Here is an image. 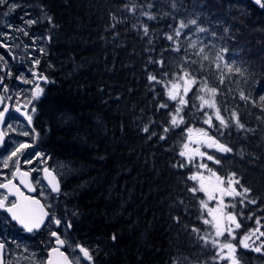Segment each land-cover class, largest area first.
I'll return each instance as SVG.
<instances>
[{
	"label": "trees",
	"instance_id": "obj_1",
	"mask_svg": "<svg viewBox=\"0 0 264 264\" xmlns=\"http://www.w3.org/2000/svg\"><path fill=\"white\" fill-rule=\"evenodd\" d=\"M20 1L33 19L42 20L31 31L51 37L45 39V52L36 65L35 71L48 82L42 83L33 126L39 146L51 159L70 166L56 214L72 223L68 234L75 243L98 249L94 264H212L215 250L211 245L203 249V241L192 232L198 227L204 234L206 226L198 219L203 194L194 198L187 191L193 169L179 156L187 129L201 122L202 115L190 100L183 112L185 122L165 133L176 103L167 99L163 82L148 81L150 74L166 81L162 73L177 70L183 53L169 50L174 46L164 37L172 31L168 26L178 25L181 18H197L201 27L217 33L213 38L186 29L189 39L226 46L229 60L247 70L245 77L234 76L236 82L221 86L217 100L226 120L231 121L235 110L255 133L237 132L234 126L222 129L223 136L215 127L208 130L233 149L216 154L221 164L213 170L222 177L236 173L257 200L246 206L237 202L232 208L242 223L233 241L237 259L240 264H264V252L239 245L251 230L259 227L264 232V114L259 102L264 96V7L248 0H175L173 8V0H151L154 7L149 9L148 0H135L156 15L150 21L140 15L141 9L124 10L130 0ZM5 10L0 7L2 15ZM141 25L148 26L147 36ZM181 43L186 48L188 40ZM150 60H162L163 68ZM204 75L218 85V73L206 70ZM241 90L257 101L256 107L239 99ZM165 102L169 107L160 108ZM213 124L219 127L215 119ZM145 125L148 132L143 131ZM161 135L166 138L161 140ZM181 161L187 166H176ZM252 241L259 245L264 236H253L250 245Z\"/></svg>",
	"mask_w": 264,
	"mask_h": 264
},
{
	"label": "snow or ice",
	"instance_id": "obj_2",
	"mask_svg": "<svg viewBox=\"0 0 264 264\" xmlns=\"http://www.w3.org/2000/svg\"><path fill=\"white\" fill-rule=\"evenodd\" d=\"M255 3L264 7V0H255ZM0 6H7L9 11H14L16 8L20 7L19 4H9L8 0H0ZM124 10L130 13H136L138 9H141L140 15L147 17L148 20L157 19L156 15L149 11H144L143 5L135 3V0H130V3H126ZM154 4L151 0H148L147 8H153ZM172 7L176 8V2L173 0ZM5 16L8 13H4ZM28 15V13H25ZM50 25L55 27L52 17H45ZM23 19V18H22ZM113 20H116L115 15L112 16ZM175 19V17H174ZM40 19H27L24 23L31 28L33 25L41 23ZM9 28H12V25H8ZM115 27V25H113ZM136 27V25H133ZM143 27V33L145 36L149 33V28L147 25H141ZM172 31L165 34V39L171 42L169 50L176 53H183L180 57V63L177 66V70L174 72H163L162 76L167 78L166 81L158 78L157 75H148V81L151 83H164V87L167 90V99L169 101H174L177 103L174 112H170V126L164 127V132L167 133L171 129L179 128L183 124L184 116L181 115L184 112L185 108L189 106L190 100L192 101V107L197 111L201 112L204 117L203 123L208 126L209 129L216 128V131L220 136L225 135L223 130H230L233 126L237 132H249L255 133V129L247 127L240 119V114L233 110L231 112V121L226 120L221 114L222 110L218 106V95L223 94V87L227 86L229 82L233 81L234 76L245 77L246 69H242L241 66L237 65L234 60H229L227 54L229 49L226 46L217 47L215 44H212L211 41L203 42L198 40L189 39L188 35L185 34V30H188V33L195 35L196 33H205L210 35L213 38L217 37V33L209 29L201 27L198 23L197 18L183 19L179 20L178 25L172 24L168 26ZM16 31L23 33L24 36H28L29 32L24 28L20 27ZM225 32H228V29H225ZM7 35L5 33H0V36ZM44 39L50 40L51 37H36L33 39L32 46L37 45V41H42ZM181 39H187L188 44L185 48L181 43ZM199 44V47H198ZM25 47H29L25 45ZM41 53L45 52L44 47H39L38 49ZM192 56L198 57V59H192ZM4 57L0 56V61H3ZM40 63L39 59H34L33 64L38 65ZM150 63H160L161 68H163L164 62L150 60ZM198 65V67H197ZM208 65L213 67L208 68ZM6 66V62H5ZM218 73V85L212 84L209 81V77L204 75L205 71ZM0 71H3V68L0 67ZM7 76H11V72L6 73ZM4 76H0V91L3 93H8L9 88L4 84ZM17 79L22 80L25 84H33L31 89V99H28L26 104L23 106L25 111H21V107H16L15 111L21 113L25 116L28 121V125H32L33 117L29 114L27 110L28 104H31L33 100L38 99L43 93L44 89L37 83V80H43L45 83L48 82L47 77L43 75H38L33 72V79L29 80L24 77H17ZM196 88V91L193 89ZM233 89L229 88L228 92L231 93ZM189 93H192V96L189 97ZM7 99H12L11 96H8ZM239 99L245 101L246 103H251L253 107H256L257 101L251 99L250 96L246 95L243 90L239 93ZM5 100V95H0V104H3ZM198 100L200 103L197 105L194 101ZM261 105L260 111L264 114V96L259 98ZM169 105L165 103L160 104V108H168ZM205 109L214 110L212 114ZM10 109L7 104L4 105L3 110H0V124H3L7 118V114ZM36 108L33 106L30 109V112L34 113ZM227 111V108L224 109ZM213 115L215 120L219 122V127L213 124ZM261 117H257L260 119ZM9 129H12V125H8ZM223 129V130H222ZM144 132H148L149 128L147 125L143 128ZM188 133L192 132L191 128L187 129ZM203 137L206 138L207 147L215 148L218 152L222 154L231 153L233 149L227 144L220 142L217 138L212 135H209V132L204 129H198ZM231 135V131L227 133ZM7 133L0 132V147L5 145V136ZM20 135L25 137H32V142L22 141L17 143L14 149L4 157L2 163L3 168H12V177H19V183L23 185L28 192H35L36 189L33 187V182L29 179L30 173L27 171H21L19 165L21 163L19 157L25 155L29 149L34 147L35 138L38 133L33 129L32 133L28 131H23ZM155 135V133H153ZM166 137L164 135L160 136L161 140H164ZM188 140L192 143L199 145L204 141H192L191 135H189ZM44 154L41 152H36L32 159H26L24 162L31 164L33 159H38ZM180 157L186 158L188 164H193L194 157L199 156L201 158L206 156L208 161L219 165L221 160L215 158L213 155L206 154L202 152L199 146L190 148L189 143L183 144V150L179 152ZM46 162V161H42ZM180 168H184L187 165L181 161L178 165ZM197 167V171L190 174L187 179L194 182L187 191L192 194L195 198L198 192L203 193L207 199L199 200V209H200V219L205 227L203 230L204 234H201L202 230L198 227H193L192 232L197 234V240L203 241L202 248L208 249V246L211 245V249L215 250V255L211 257L212 264H220V261H229L230 264H237L235 253L237 251V245L233 241L237 240V230L242 228V223L238 220V214L233 211H228L229 208H235L236 203L246 206L247 204H256L257 200L252 198L251 189L245 187L241 184L240 179L237 178L236 173H231L227 178L222 177L217 174L212 168L208 166L207 163L200 162ZM35 170V169H33ZM205 170L210 173L209 177L204 175ZM44 173V179L47 180L50 187L51 193L59 195L61 192L59 182L56 176L53 174L49 168L45 167L42 169ZM214 178V179H213ZM207 181V183H206ZM39 183V180L36 181ZM239 186V190H237ZM0 213L6 214L2 223L5 225L8 224L9 220L14 222L13 226H18L23 232L32 234L34 232H39L43 227H47L46 221L54 223L57 228L64 226L66 231L72 228V223L69 221L66 224L64 223L61 217L55 215L51 209L53 205L49 203L45 205L41 203L39 199L34 196L25 195L21 191L20 187L13 182V179L6 178L3 182H0ZM14 197V199H10ZM224 197L232 198L231 201L225 202ZM236 198H240L238 201ZM216 201L214 207L209 206V202ZM183 203V201H181ZM205 212L207 216H205ZM77 213H73L76 215ZM242 216V213L240 214ZM210 217V218H209ZM251 217H249L250 219ZM177 222L179 217L176 218ZM257 225L260 224V220H256ZM214 233V235H211ZM259 233L257 236L256 234ZM255 236L256 240H259L261 236H264V232L260 231V228L257 227L249 234H245L239 239V245L245 249L252 248L253 251L261 253L264 252V241H261L259 245L255 244V241H252L250 245L249 241L252 240V237ZM50 237L54 240V247H51L47 250V258L45 260L39 259L34 251H31L26 245L18 243L15 239H12L11 243L15 244L16 251H12L9 243L4 240H0V264H81L82 260L87 261L88 264H94L95 257L93 252L98 251V249H90L83 246L80 243L72 244L70 239L65 236L61 237V234L58 231H50ZM221 237H224V240H221ZM115 241L116 236L111 237ZM67 247L71 249V253H66L62 251V248ZM187 260V258H185ZM173 264H180L179 261H173ZM189 264L191 262L189 261ZM203 264H209L207 260Z\"/></svg>",
	"mask_w": 264,
	"mask_h": 264
},
{
	"label": "rangeland",
	"instance_id": "obj_3",
	"mask_svg": "<svg viewBox=\"0 0 264 264\" xmlns=\"http://www.w3.org/2000/svg\"><path fill=\"white\" fill-rule=\"evenodd\" d=\"M9 4H17L18 1L16 0H8ZM17 9V8H16ZM9 12V8L6 7L5 12H3V15L1 14L0 16V33H5L7 35L0 36V56L4 57L3 61H0V67L3 68V71H0V76H2L6 71L8 67H16V66H22V67H28L29 71H35L36 70V65L33 64L34 59H39V57L43 54L41 53L38 49L39 47H44L46 46L45 39L42 41H37V45L35 47L32 46L33 39L36 37H43L40 33L32 31L31 28H28V26L24 23L25 20L27 19H33L26 17L23 14L19 15H12ZM4 13H8L7 16L4 15ZM10 16V17H9ZM23 18V19H22ZM8 25H12V28H9ZM24 27L28 32V36H24L23 33L16 31V29ZM25 45H28L29 47H25ZM6 62V66H5ZM13 73V71H9ZM18 75L20 77H24L30 80V77L27 75V71L25 69H21L18 71ZM21 95V87L17 86L14 91H12V94L10 96L12 98H18ZM174 102V101H173ZM176 103V102H175ZM200 102H198L199 104ZM177 106V103H176ZM205 111H208L210 114L213 113L214 110L212 109H205ZM201 113V112H200ZM181 115H184L183 112ZM202 115V120L201 122L198 121L197 123L192 124L189 128L192 129L191 133L186 132V142L189 143L190 148H194L199 146L200 150L202 152H205L206 154L213 155L216 158V154H218V151L215 148H208L207 147V141L206 138L202 136V134L197 131L198 129H204L209 132L208 126L203 123V120L206 118L204 115ZM215 119L213 115V120ZM182 125V124H181ZM210 134V133H209ZM189 135H191L192 141H204L203 143H200L197 145L196 143H192L188 140ZM14 145H17L18 141L15 139V137L12 138ZM185 142V143H186ZM214 151V153H212ZM4 157H2L1 162L3 161ZM185 159V162L187 165H189L193 171H197V167L194 165H198L200 162L207 163L210 168H214L213 166L216 165L212 161H208L206 159V156L201 158L199 156L194 157L193 164H188V161ZM58 165V172L60 176L62 177L61 180L63 181V178L65 175L70 171L69 168L70 166L64 162H59L57 163ZM204 172V175L206 177L210 176V173H208L205 170H201ZM215 171V170H214ZM4 172L5 168L2 167V163L0 164V180L1 178L4 177ZM229 176V175H228ZM228 176H224L227 178ZM214 179V178H213ZM194 183V182H193ZM207 183V181H206ZM238 190V186H237ZM203 194V193H202ZM203 199H207V197L204 196L203 194ZM225 202H229L232 200L230 197H224ZM216 204V201H211L209 202L210 207H214ZM228 211H233L232 208H229ZM205 216H207V213L205 212ZM210 218V217H209ZM4 220V219H3ZM64 221V220H63ZM65 223V222H64ZM66 224V223H65ZM14 224H11L8 222L7 225L3 224V227L0 229V238L1 240L7 241L12 249V251H16V246L15 244H12L11 241L12 239H15L18 243H21L22 245H26L31 251H34L36 255L39 257L41 260L46 259V254L43 252L44 249L47 247L46 243H49V240H42L38 236L34 237H25L24 233L22 230H20L17 226H13ZM63 232L66 234V236L70 239V242L74 245L76 244L69 236L68 230L66 231L65 227ZM23 233L24 235H22ZM221 240H224V237H221ZM41 241L43 244L41 245ZM68 252L71 253V249H68ZM215 254V252H214ZM237 264H240V262L237 259L236 253L234 254ZM27 264V262H25ZM81 264H85L83 261ZM220 264H230L229 261H220Z\"/></svg>",
	"mask_w": 264,
	"mask_h": 264
},
{
	"label": "flooded vegetation",
	"instance_id": "obj_4",
	"mask_svg": "<svg viewBox=\"0 0 264 264\" xmlns=\"http://www.w3.org/2000/svg\"><path fill=\"white\" fill-rule=\"evenodd\" d=\"M18 1L17 4L20 5V7H18L17 9H15L14 11H12V13L9 11L8 13H11L12 15H25V13L27 12V6L23 1L20 0H16ZM0 7H4V6H0ZM7 7V6H5ZM1 16V13H0ZM26 17H28V15H25ZM10 17V16H9ZM21 69H25L27 71V75L30 77V80L33 79V72L37 73V71H29L28 67H22V66H16V67H8L7 68V72H9L10 70L13 71L11 76H7L6 74H4V84H6L9 88V92L8 93H3L2 91H0V95H5V100L3 104H0V110H3V107L5 104L8 105L10 111L7 114V118L5 120V122L2 125V132L7 133V135L5 136V145L3 147H0V162L2 157L7 156L16 145H14L12 138L15 137V139L19 142L22 141H27V142H32V137H25L20 135L21 132L23 131H28L29 133L33 132V125L29 126L28 125V121L26 120L25 116L21 115V113H18L15 111L16 107H21V111H25L24 109V105L26 104L28 99H31V89L33 88V84H25L22 82V80L17 79V77H20L18 75V71ZM39 75V72L37 73ZM37 83L40 84V86L43 88V80H37ZM19 86L21 87V95L18 98H12V99H7L8 96H10V94H12V91H14L16 89V87ZM42 95V94H41ZM41 97V96H40ZM40 97L38 99H36L32 104H28V108L27 110L29 111V114L32 115V117L34 118V113L30 112V109L35 105L36 102L40 99ZM32 124H33V120H32ZM8 125H12V129L8 128ZM36 152H41L44 155L38 159H33L31 164L25 163L24 161L26 159H32V157L35 155ZM21 163L19 165L21 171H27L30 173L29 179L32 180L34 188L36 189L34 197H36L37 199H39L43 204L48 205L49 203H51L53 205L51 211L56 215V205H57V201L59 198V195H53L49 189L46 187V185L43 182V176L44 173L42 171L43 168L47 167L49 168L50 171H53L60 183H61V176L58 172V165L54 160L51 159L50 155L44 151L37 143V138H35V143H34V147L32 149H29L28 152L19 157ZM42 161H46V162H42ZM1 164V163H0ZM35 169V170H33ZM12 170H14V166H12V168H5V172H4V177L1 178L0 182H3L6 178L8 179H13V181L15 182V184L20 185L19 183V177H12ZM39 180V183H36V181ZM22 190V189H21ZM25 193V189L23 190ZM11 199V198H10ZM3 221V220H2ZM2 221H0V225L2 224ZM48 226L45 227L40 233H33L30 235H24L23 233H21L22 235H24L25 237H36L38 236L39 238H41L43 241L44 240H49V243L47 244V247L44 249V253H47V250L51 247H53L54 245V240L53 238L50 237V231L54 230V231H58L61 234V237L64 238V234L62 231V226L60 228H57L56 225L54 223H51L50 221H48ZM1 229V228H0ZM1 239V238H0ZM43 244V242L41 241V245ZM68 252V249H66Z\"/></svg>",
	"mask_w": 264,
	"mask_h": 264
},
{
	"label": "water",
	"instance_id": "obj_5",
	"mask_svg": "<svg viewBox=\"0 0 264 264\" xmlns=\"http://www.w3.org/2000/svg\"><path fill=\"white\" fill-rule=\"evenodd\" d=\"M249 1H250L253 5L257 6V7L260 6V5H258V4L255 3V0H249ZM1 127H2V124H0V132H2V131H1ZM53 174H54V173H53ZM54 175H55V174H54ZM55 176H56V175H55ZM56 178H57V177H56ZM43 180H44V182L46 183V185L48 186V188L50 189L47 180L44 179V176H43ZM57 180H58V178H57ZM13 182H14V181H13ZM58 182H59V180H58ZM20 185H21V184H20ZM59 185H60V182H59ZM21 186H22V187L27 191V193H28V194H25V195L33 196L34 192H28V190H27L23 185H21ZM60 188H61V186H60ZM53 194H54V193H53ZM12 223H14V222H12ZM46 224H47V221H46ZM17 227H18V226H17ZM18 228H19V227H18ZM19 229H20V228H19ZM42 229H43V228H42ZM42 229H41V230H42ZM41 230H40V231H41ZM40 231H39V232H40ZM39 232H36V233H39ZM26 234H28V233H26ZM63 249H64V248H62L61 250L63 251ZM84 262L88 264L87 261H84Z\"/></svg>",
	"mask_w": 264,
	"mask_h": 264
},
{
	"label": "bare ground",
	"instance_id": "obj_6",
	"mask_svg": "<svg viewBox=\"0 0 264 264\" xmlns=\"http://www.w3.org/2000/svg\"><path fill=\"white\" fill-rule=\"evenodd\" d=\"M34 101H35V100H33L32 103H33ZM32 103H31V104H32Z\"/></svg>",
	"mask_w": 264,
	"mask_h": 264
}]
</instances>
